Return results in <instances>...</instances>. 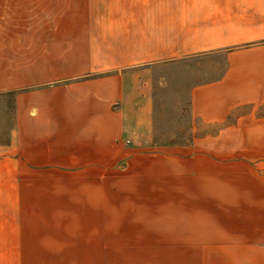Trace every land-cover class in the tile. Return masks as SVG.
<instances>
[{"label": "crops", "instance_id": "1", "mask_svg": "<svg viewBox=\"0 0 264 264\" xmlns=\"http://www.w3.org/2000/svg\"><path fill=\"white\" fill-rule=\"evenodd\" d=\"M25 5L46 16L37 49L68 65L57 69L58 80L96 76L56 86L55 100L48 89L25 93L14 109L18 148L11 150L29 155L39 175L118 159L123 141H152L154 87L181 89L191 122L187 188L200 192L190 217L207 213L200 203L206 192L209 201L221 193L218 207L228 206L231 217L218 221L223 238L264 246V0ZM209 176L220 178L214 190ZM22 208L0 206V264H264L207 258L224 249L128 247L110 231H87L77 217Z\"/></svg>", "mask_w": 264, "mask_h": 264}, {"label": "rangeland", "instance_id": "2", "mask_svg": "<svg viewBox=\"0 0 264 264\" xmlns=\"http://www.w3.org/2000/svg\"><path fill=\"white\" fill-rule=\"evenodd\" d=\"M23 1L0 0V206H21L31 214L77 217L87 231H110L113 242L128 247L224 249V255L208 252L207 258L264 263L262 243L250 246L230 236L223 238L218 231L219 219L231 221L228 206L223 210L218 207L221 193L209 201L208 194L213 193L206 192L200 203L207 213L189 215V203L198 201L200 192L190 193L187 188L185 173L190 165L186 159L189 144L185 143L190 139L191 122L181 89L166 84L154 87L152 141L134 146L123 141L118 159H95L93 166L78 161L73 167H49L46 175H39V169L30 165L29 155L11 150L13 145L18 148L13 142L17 137L14 109L25 93L48 89L55 100L56 86L96 76L58 80L57 69L68 65L56 63L54 56L37 49L46 16L21 6ZM41 66L46 67L45 80L40 78ZM208 182L214 190L213 183L220 184V178L209 176ZM227 183L230 180L222 186L225 199L230 198Z\"/></svg>", "mask_w": 264, "mask_h": 264}]
</instances>
